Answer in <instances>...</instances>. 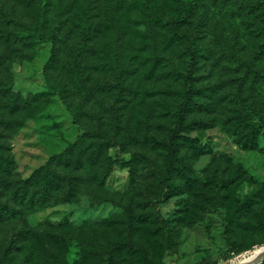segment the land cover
<instances>
[{
    "label": "rangeland",
    "instance_id": "obj_1",
    "mask_svg": "<svg viewBox=\"0 0 264 264\" xmlns=\"http://www.w3.org/2000/svg\"><path fill=\"white\" fill-rule=\"evenodd\" d=\"M179 1L51 0L46 42L29 48L16 34L36 23V2L0 0V181L29 178L76 142L69 175L83 179L72 201L31 213L21 225L52 226L48 234L70 242L35 238L26 244L14 239L16 224L2 225L0 252L10 258L4 262L0 254V264H89L87 258L92 264L112 250L120 253L119 264H230L264 248V135L258 149L245 150L224 124L231 93L259 92L243 68L259 44L257 22L244 11L234 20L236 8L227 0L201 2L184 31L191 39L206 34L190 83L202 90V105L184 121L170 175L174 192L159 205L165 225L153 220L147 194L157 198L163 191L153 171L167 168L160 143L178 123L185 85L177 71L185 70L189 43L175 38L173 25ZM89 6L95 30L78 70L73 53ZM5 84L24 97L48 85L65 96L30 97L33 103L18 113L13 92L4 96ZM88 131L113 135L121 145L109 148L108 139L85 137ZM77 164L84 168L75 171Z\"/></svg>",
    "mask_w": 264,
    "mask_h": 264
},
{
    "label": "trees",
    "instance_id": "obj_2",
    "mask_svg": "<svg viewBox=\"0 0 264 264\" xmlns=\"http://www.w3.org/2000/svg\"><path fill=\"white\" fill-rule=\"evenodd\" d=\"M36 2V23H30L25 29H19L16 34V40L24 42L27 47L31 48L35 45L45 43V32L48 23V12L50 11L51 0H34ZM223 1V0H219ZM232 1V2H231ZM240 0H227L226 4L235 7L233 10V18L236 20L240 16L242 11L245 14H251L256 20L255 38L259 41L256 50L251 56V59L243 65L247 76H252L253 85L259 92L253 95H246L244 90H238L229 95L230 100V112L224 124L229 129V132L235 137L236 143L245 150L258 149L259 138L264 135V109L257 107L256 105H264V0H256L250 5L243 7L239 5ZM204 0H193L185 3L183 1L178 2V17L173 22L175 38H178L179 42L183 44L189 43V49L186 51V67L185 70H178L177 74L181 79H184V88L179 94L182 97L180 103V117L178 123L173 130L170 137L164 141L162 146L167 150L168 165L165 171L161 174L153 171L154 177L160 182L163 191L157 198H154L152 193L147 194L148 204L153 209V220L157 224L165 225V221L161 216L159 205L166 202L171 194L174 192V188L170 182V175L172 170L177 164L178 154L181 150L180 141L183 140L181 132L187 129V125L184 121L187 117V113L195 106L199 107L202 103L199 101L202 98V90L200 88L192 86L190 83L194 82L196 72L200 66V57L204 54V47L202 41L204 40L205 33L199 35L195 39H191L190 35L185 34L184 31L191 29L193 23L198 15V8ZM225 6V3H223ZM94 7H87L85 9L84 17L81 21L82 38L76 51H74L75 67L81 70L82 63L85 54L89 48L91 33L95 30L92 25L93 15L92 9ZM183 32V34H182ZM56 34V33H55ZM58 34V29H57ZM55 36V35H53ZM9 40H7L8 42ZM248 78L243 81L246 84ZM190 84V85H189ZM4 96L7 97L9 92H13V105L16 112L22 113L26 107L21 105H31L33 102L29 100L30 97L39 98L45 92L53 91L58 92L61 96H65V90L61 88H53L51 85L45 86V90L42 92H34L30 96L24 97L22 92L12 91V84L4 85ZM35 99L34 101H36ZM247 114V116H243ZM21 125V123L19 124ZM84 136L90 138H105L108 139V147L121 145L119 141L113 135H104L100 132H85ZM78 146V142L73 143L69 148L55 156H53L44 166L36 170L29 178H18L14 183H6L0 181V188L5 186V191L0 192V199L8 197V203L4 204L0 202V226L6 224H16V230L13 232L14 239L21 238L28 244L33 242L35 238H44V240H53L56 244H63L64 240L66 244L70 242L68 239H63L62 235L56 236L55 234H48L52 226H40V227H22V223L25 218L31 213H37L43 211L52 206L72 201L81 192L82 181L80 176L69 175L72 169L73 162L71 156L74 154ZM5 160V157L0 155V162ZM82 164L75 166V171L83 169ZM90 168V167H89ZM7 191H10L8 195ZM109 225V223L104 224ZM50 227V229H49ZM63 226H58L57 229H62ZM48 234V235H47ZM128 240L130 238L128 237ZM131 245V243H130ZM117 248V247H116ZM86 249V247H85ZM84 249V250H85ZM133 250V246L130 247ZM116 250H112L111 253H100L98 258L92 260V264H119L118 260L120 253H116ZM1 260L4 262L9 260L10 253L0 252ZM86 256V255H85ZM85 260V257H84ZM89 264L91 261L86 259ZM85 261V263H86Z\"/></svg>",
    "mask_w": 264,
    "mask_h": 264
},
{
    "label": "water",
    "instance_id": "obj_3",
    "mask_svg": "<svg viewBox=\"0 0 264 264\" xmlns=\"http://www.w3.org/2000/svg\"><path fill=\"white\" fill-rule=\"evenodd\" d=\"M264 261V253L258 258V259H253V260H247L244 262H233L230 264H259Z\"/></svg>",
    "mask_w": 264,
    "mask_h": 264
},
{
    "label": "bare ground",
    "instance_id": "obj_4",
    "mask_svg": "<svg viewBox=\"0 0 264 264\" xmlns=\"http://www.w3.org/2000/svg\"><path fill=\"white\" fill-rule=\"evenodd\" d=\"M263 253H264V248H262V250H260V251H257L254 257H249L244 261L258 259Z\"/></svg>",
    "mask_w": 264,
    "mask_h": 264
}]
</instances>
